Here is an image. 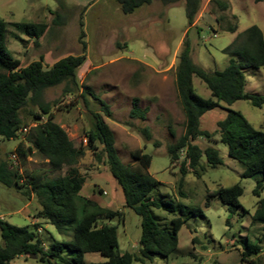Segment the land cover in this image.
Returning <instances> with one entry per match:
<instances>
[{
  "label": "rangeland",
  "instance_id": "rangeland-1",
  "mask_svg": "<svg viewBox=\"0 0 264 264\" xmlns=\"http://www.w3.org/2000/svg\"><path fill=\"white\" fill-rule=\"evenodd\" d=\"M226 1L230 6L226 15L236 18L235 34L211 32L210 29L216 30L217 26L215 14L210 13V0H202L194 28H188L183 2L172 6L153 2L131 15H123L116 0H0V19L8 24L46 25L38 40L22 35L13 26L8 28L7 50L21 68L41 60L43 68L49 69L62 58L81 55V41L85 42V61L77 72L79 85L88 87L109 105L111 118L101 115L114 135L118 157L128 165L134 163L130 154L135 150H141L151 158L148 172L159 184L152 196L160 203L170 202L175 207L173 213L161 208L153 209L155 222L163 230L170 228L173 218L180 217L185 222L178 233L176 253L167 259L151 256L144 264H246L240 260L243 240L247 238L254 242L260 237L261 226L251 225V216L257 202L264 198V192L260 199L252 195L255 180L241 177L243 166L227 156L225 145L219 141L205 143L199 139L198 145L211 146L219 152L223 164L216 169L206 167L198 178L188 174L182 181L179 174L181 158L172 165L166 152L167 146L184 133L185 118L176 93L175 68L185 34L188 33L193 63L208 72L222 71L226 67L228 57L222 51L237 34L250 26H257L264 37L262 3L256 4L254 0ZM81 35L84 36L81 38ZM245 79V93L264 96V67L247 69ZM192 83L197 95L211 98L202 82L194 78ZM62 88L63 85L47 89L43 100L47 103L57 101V106L52 109L54 122L76 147L85 148L90 113L98 112L100 108L89 98L88 105H85L79 92L64 96ZM135 98L139 101V108L147 110L144 121L129 118ZM31 110L25 108L21 112L22 124L28 128L34 126L29 114ZM226 110L240 112L254 129L264 131V106L255 108L248 101L221 104V108L207 112L201 119V129L218 139L216 123L226 116ZM168 126L174 131L175 139L170 137ZM143 127L150 130L152 142H158V147L143 141L137 132ZM20 139L0 140V160L10 158L12 164L17 165L16 157H12ZM203 164L204 157L200 160V165ZM18 168L21 175L40 170L51 179L63 173L52 170L48 162L38 155L28 157L23 165L18 164ZM77 168L86 179L80 193L82 196L101 207L123 213L122 222H106L116 227L118 251L121 254L137 253L140 218L124 206L122 192L110 176L104 158L96 162L91 152L85 151ZM181 182L182 187L179 188ZM235 184L242 188L239 202L247 211V215L241 218L238 216L241 211L230 215L218 198L208 196ZM22 191L0 185V219L17 227L37 226L46 246L51 239L68 241L70 233L58 234L46 221L34 218L38 208L36 199L32 194L28 197L23 195ZM180 208L187 214L198 209L202 215L188 217L180 213ZM227 221L230 226L226 225ZM193 238H196L194 244ZM104 261L98 254L85 255L86 264ZM251 261L264 264V247ZM10 264L48 263L19 257Z\"/></svg>",
  "mask_w": 264,
  "mask_h": 264
},
{
  "label": "trees",
  "instance_id": "trees-1",
  "mask_svg": "<svg viewBox=\"0 0 264 264\" xmlns=\"http://www.w3.org/2000/svg\"><path fill=\"white\" fill-rule=\"evenodd\" d=\"M153 2L163 6L183 2L188 28H194L202 0H116L123 15H131ZM254 2L264 5V0ZM210 5V13L215 14L217 26L216 30L210 29L211 32L235 34L236 18L226 15L230 9L229 3L226 0H210ZM10 26L34 40H38L46 30L44 24L10 25L0 19V140H18L21 136L15 148L17 165L12 164L10 158L0 160V185L6 189L24 190L22 194L27 197L32 194L38 204L34 218L46 221L58 234L70 233V239H51L46 246L37 226L17 227L0 219V264H10L19 257L48 264H86L87 254H98L105 260L95 264H144L151 256L171 257L177 251L178 233L185 221L176 217L170 221L168 230L161 229L152 216V210L161 208L173 213L175 207L170 202L160 203L152 196L159 184L148 172L151 158L141 150L131 152L133 165L123 164L118 157L114 135L101 115L111 118L109 105L88 87L79 85L77 72L85 61V42L81 41V55L62 58L49 69L43 68L41 60L21 68L7 50ZM15 39L21 41L18 36ZM222 52L228 57L226 67L222 71L208 72L193 63L188 33L185 34L175 68V88L185 118L184 133L175 139L174 131L168 126L169 135L175 142L167 146L166 152L172 165L181 158V181L188 174L198 178L206 167L216 169L223 163L216 149L202 147L197 141H219L226 146L227 156L243 166L241 177L255 180L252 195L260 199L264 192V131L254 129L240 112L226 110V116L216 123L218 139H214L210 132L201 129V119L207 112L221 108V104L248 101L255 108L264 106V96L244 92L245 71L264 67L262 32L257 26H250L237 34ZM194 78L205 85L211 98L204 99L196 94L192 83ZM60 85H63L64 96L79 92L85 105H88L89 98L100 108L98 112L90 113L85 148L76 147L66 132L54 122L52 109L57 106V101L47 103L43 100L47 89ZM25 108L32 109L29 114L33 127L22 124L21 112ZM146 113V109L139 108L138 99H133L129 118L144 121ZM137 132L144 142L159 146L158 142H152L148 128H139ZM85 151H90L96 162L104 158L110 176L122 192L124 206L140 218L141 234L137 253L121 254L118 251L116 227L106 223L112 220L122 222L123 213L101 207L80 194L86 179L77 165ZM34 155L47 161L52 170L63 173L52 179L40 170L21 175L18 164L23 165L28 157ZM202 157L205 158V164L200 165ZM181 187L182 182L179 185ZM241 195L242 188L235 184L220 188L208 196L218 198L230 215L241 211L238 214L241 218L247 215L239 202ZM180 213L187 214L181 208ZM196 215H202V212L192 209L187 214L188 217ZM226 225L230 226V223L227 221ZM251 225L261 226V233L254 242L246 238L240 246V260L246 264H254L251 259L259 256L264 247V198L256 204ZM195 242L196 238H193L192 244Z\"/></svg>",
  "mask_w": 264,
  "mask_h": 264
},
{
  "label": "built area",
  "instance_id": "built-area-1",
  "mask_svg": "<svg viewBox=\"0 0 264 264\" xmlns=\"http://www.w3.org/2000/svg\"><path fill=\"white\" fill-rule=\"evenodd\" d=\"M12 158H13V159H15V156L13 155V157H12ZM15 160H16V159H15ZM15 160H14L13 162H16Z\"/></svg>",
  "mask_w": 264,
  "mask_h": 264
}]
</instances>
